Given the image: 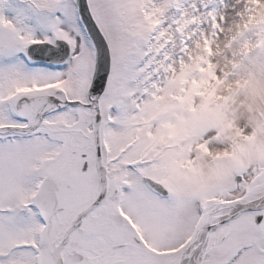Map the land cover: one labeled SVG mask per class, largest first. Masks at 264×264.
I'll use <instances>...</instances> for the list:
<instances>
[{"label": "snow or ice", "instance_id": "snow-or-ice-1", "mask_svg": "<svg viewBox=\"0 0 264 264\" xmlns=\"http://www.w3.org/2000/svg\"><path fill=\"white\" fill-rule=\"evenodd\" d=\"M0 264H264V0H0Z\"/></svg>", "mask_w": 264, "mask_h": 264}]
</instances>
